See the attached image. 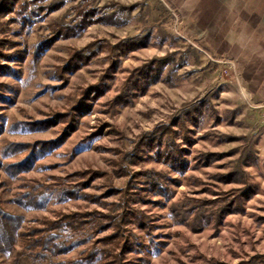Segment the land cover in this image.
<instances>
[{
    "label": "rangeland",
    "instance_id": "374dc122",
    "mask_svg": "<svg viewBox=\"0 0 264 264\" xmlns=\"http://www.w3.org/2000/svg\"><path fill=\"white\" fill-rule=\"evenodd\" d=\"M16 1L0 13V162L35 159L21 173L0 168L12 216L0 264H115L119 249L103 240L117 223L131 244L122 264L264 255V0H19L21 14ZM126 39L139 48L123 54ZM139 69L144 92L132 84ZM106 73L107 88L73 111ZM119 95L127 104H113ZM69 111L71 128L43 127ZM149 136L172 138L181 161L153 158L140 144ZM127 211L142 226L121 223ZM74 213L79 230L50 229ZM41 236L66 251L33 250Z\"/></svg>",
    "mask_w": 264,
    "mask_h": 264
},
{
    "label": "trees",
    "instance_id": "16d2710c",
    "mask_svg": "<svg viewBox=\"0 0 264 264\" xmlns=\"http://www.w3.org/2000/svg\"><path fill=\"white\" fill-rule=\"evenodd\" d=\"M6 1L8 0H4V2L0 5V13H4L5 10H8L5 5H6ZM10 4L12 5V3L10 2ZM16 12L18 14H21L23 10H25V4L21 3L19 0L16 1ZM22 19L25 21V18L22 17ZM138 42H140L139 40L137 41V39H126L122 42H120L116 48L122 50L121 52L124 54L126 53L128 50H136L137 48H139ZM91 46H93L92 44L89 45L85 50H90ZM0 48H1V41H0ZM84 50V51H85ZM83 50L82 51H75L71 54L70 56V64H69V68H73L77 66V61L80 60L81 62H85L86 58L83 55ZM0 56L4 57L5 55L3 53L0 52ZM6 69V67L2 64H0V71H4ZM111 69H109L107 72H110ZM139 73V79H136L133 81V86H135L138 90H140L141 92H144V86L143 83L145 82V80H147V78H149V73L147 71H144L143 69H139L137 71ZM109 75V73H106V75H104L103 77H101L100 81L93 85L92 87H90V89L87 90V92L85 91V93L82 94V96L80 97V99L74 104L73 111H80L81 109L85 108L86 106V102L88 97L89 92H91L93 94V96H99L102 92H103V88H107L105 83H104V79L107 78ZM132 82V81H131ZM2 87V85H0V88ZM1 90V89H0ZM1 95V94H0ZM127 98L128 96H122L119 95L116 97V99L114 100L113 104L117 103V104H127ZM73 119V113L71 111L69 112H65V113H56L52 116V120L43 123V127L44 128H48L50 126H52L53 124H55L56 122L59 121H65L68 122L67 123V127L66 128H71L72 124L71 121ZM182 130L185 129V127L183 125L180 126ZM164 131L166 133V135L173 137L174 135V131L172 129L171 126L165 127ZM66 134H64L65 136ZM183 138L185 139V137L183 136ZM142 144L144 147H146L148 149V151L153 152L154 157L156 158V160L161 161L165 164H170V165H174L177 164L181 161L182 159V150L180 149L179 146H177L171 138V143L166 141H162V140H156L151 138L150 136L148 138H144L143 141L140 143ZM47 145V143L44 142H39L36 144V146H38L39 150L44 149V146ZM31 146V145H29ZM34 146V145H33ZM32 146V147H33ZM25 147L24 145H21V148ZM138 152H142L141 148H137L135 149V151L133 152L132 155H130V157H133V159L135 158H139V153ZM33 152H35V150H33ZM35 157H33V154H29L26 159L22 162H18V163H5L2 164L0 162V168H2L4 171H6L7 173L12 174H17V173H21L24 170H29L30 167L32 166L33 162H34ZM128 213H125L123 216L120 217V222H125V220L127 219V217L133 216L135 219V222L138 226H142V219L136 214L135 211H127ZM132 212V213H131ZM79 215L78 214H72V215H66L63 216L62 219L58 220V221H53L52 223H50V229H57V228H62V229H69L70 231H77L81 228V226L83 225V223H81V221L78 220ZM12 218V216H10L9 214L4 213L1 209H0V240H7L9 238L8 236V231H7V225L10 222V219ZM120 223H117V230L113 235H109L106 236L103 240V242H112L114 243L117 248L119 249L118 254L116 255V259H115V264H122L121 263V259L120 257L122 256V253H124L125 250H128L131 247V244L128 241V237L124 234L121 233V229H119L121 226L119 225ZM51 237L48 236H41L36 240H31L30 241V247L33 250H42L43 252H50L53 255H58V254H62L66 251V249L64 247H62L61 245H57L55 243L52 242ZM239 264H264V255H260V256H256L253 257L251 260L246 261V262H241Z\"/></svg>",
    "mask_w": 264,
    "mask_h": 264
},
{
    "label": "crops",
    "instance_id": "0c3cea01",
    "mask_svg": "<svg viewBox=\"0 0 264 264\" xmlns=\"http://www.w3.org/2000/svg\"><path fill=\"white\" fill-rule=\"evenodd\" d=\"M253 1V3H255L256 1L255 0H252Z\"/></svg>",
    "mask_w": 264,
    "mask_h": 264
}]
</instances>
